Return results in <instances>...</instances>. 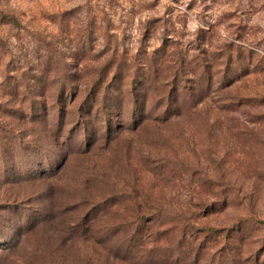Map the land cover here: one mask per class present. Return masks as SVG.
I'll use <instances>...</instances> for the list:
<instances>
[{
  "label": "rangeland",
  "instance_id": "374dc122",
  "mask_svg": "<svg viewBox=\"0 0 264 264\" xmlns=\"http://www.w3.org/2000/svg\"><path fill=\"white\" fill-rule=\"evenodd\" d=\"M164 257L264 264V0H0V264Z\"/></svg>",
  "mask_w": 264,
  "mask_h": 264
},
{
  "label": "trees",
  "instance_id": "16d2710c",
  "mask_svg": "<svg viewBox=\"0 0 264 264\" xmlns=\"http://www.w3.org/2000/svg\"><path fill=\"white\" fill-rule=\"evenodd\" d=\"M116 72L119 73V69H117ZM100 76H101V74L99 73L97 75V77L90 83V86H88V88H86V91L85 92L87 94L88 93L89 94L92 93V95L94 97L97 95V91H95V88L100 83ZM60 79L62 81L59 84H61V86L63 85V87H61V88L59 87L58 88V92H59V94H62L66 90V88H67L66 87L67 86L66 72H63V75L60 76ZM84 95H85V93H84ZM165 245H167V243ZM167 246L169 247V245H167ZM167 246H158V248H156L155 250L160 249L161 251H165V249L167 248ZM193 260H194L193 261V264H198L199 263L198 257H195ZM137 264H139V263H137ZM141 264H186V261H184V259L183 258H180V257H167V258L164 257L163 259H159V261H153V262L152 261H148L146 263H141Z\"/></svg>",
  "mask_w": 264,
  "mask_h": 264
}]
</instances>
